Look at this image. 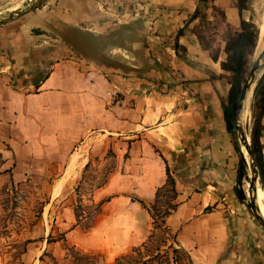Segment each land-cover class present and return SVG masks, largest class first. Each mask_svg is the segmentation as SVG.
Masks as SVG:
<instances>
[{
    "label": "crops",
    "instance_id": "0c3cea01",
    "mask_svg": "<svg viewBox=\"0 0 264 264\" xmlns=\"http://www.w3.org/2000/svg\"><path fill=\"white\" fill-rule=\"evenodd\" d=\"M243 20L238 0H44L0 26V191L51 182L50 194L63 195L83 180L90 154L77 142L91 132L112 139L115 165L91 195V203L107 200L91 228L77 224L73 203L58 209L37 223L43 234L28 239L20 264H68L66 245L111 264L141 246L151 217L137 199L155 202L167 166L178 193L167 224L193 263L264 264V231L237 195V139L223 112L234 76L222 68L225 49ZM118 25L137 38L108 47L111 61L129 54L125 70L76 54L67 42L64 57L54 60L51 51L37 60L46 46L37 35L60 28L117 37ZM137 50L146 70L134 63ZM261 145L264 156V127Z\"/></svg>",
    "mask_w": 264,
    "mask_h": 264
},
{
    "label": "rangeland",
    "instance_id": "374dc122",
    "mask_svg": "<svg viewBox=\"0 0 264 264\" xmlns=\"http://www.w3.org/2000/svg\"><path fill=\"white\" fill-rule=\"evenodd\" d=\"M31 1L32 0H0V18L6 17L15 10L27 8ZM246 14L248 15L247 23L249 24L247 33L249 36L252 34L255 35L253 36V43H255V47L252 50H250L252 42L250 40L247 42L248 49L252 52L251 55L247 57V64L244 69V74L247 79L252 66L264 50V0H248ZM116 29L118 35L117 37H95L91 34L90 36H81L77 31L63 32L60 28L53 29L49 32L47 37L37 35L39 36L38 44L46 45L44 49H39L37 60L39 62L43 59L45 57V52H47L49 56L51 51H53L54 60L64 57L67 52L63 47V42H67V44H69L70 51L76 54H83L90 60H95L100 64H105L107 66L112 64L114 66H118L122 70H125V55L129 56V54L125 53L123 50L119 51L113 58L114 60L111 61L108 53V47L114 43H117L122 47L126 45L129 46L131 41L136 43L137 38L134 36L129 37L127 32H129L130 29H126L122 25H118ZM57 35L61 37H56ZM45 42H48V44ZM133 58L134 63L137 64L139 69L146 70L147 65L144 54L138 52L137 50L133 53ZM37 67L39 70L35 71V73H41L39 64ZM263 73L264 68L260 71V73H258L257 79L260 78ZM255 85L256 81L248 98L250 103L244 108L247 112L246 118L241 123L250 144V131L253 126L251 110L252 97ZM235 134L237 143L240 146L248 165L247 179H244L242 182V189L246 198L244 206L253 223L259 229L264 231V227L256 219L252 211L251 199L248 195L252 178L250 170V156L247 149H244L245 151L242 149L243 143L240 141V133L236 131ZM109 142H112L110 137L99 136V133L93 132L85 135L84 138L77 142V147H81L83 151L90 154L89 167L85 171L83 180L77 183H70L71 188L63 195L54 196L50 194L53 185H55V183L51 182H24L14 187L13 193H9L6 190L0 191V253L6 256L5 259H7V261L5 264H20L18 258L25 248L28 239L37 240L43 234V226L37 227V223L43 220L46 221V219H54L56 217L55 212L58 213V209H64L65 206H68L71 203L74 204V209L76 206L81 207L80 209H94V206L91 203V195L97 188L105 185L111 172L115 168L113 160L114 154L108 147ZM95 145H98L99 147L96 151L93 150ZM92 151L94 152L92 153ZM251 188L254 189L255 194L257 195L255 186L252 185ZM164 199L165 198H163V200ZM257 208L259 209L258 205ZM44 209H51L50 213L43 214ZM259 213L262 216L260 209ZM83 215L85 216V214ZM89 224V222L84 223V225L88 226ZM152 230L153 229L150 224L148 233L150 234ZM59 239L61 240V237H59ZM66 248L69 257L68 264H72L73 262H76V264L84 263V261H80L78 259L75 261L73 256L77 250L71 249L72 247L68 245H66ZM99 264H106V262L105 260L100 259Z\"/></svg>",
    "mask_w": 264,
    "mask_h": 264
},
{
    "label": "trees",
    "instance_id": "16d2710c",
    "mask_svg": "<svg viewBox=\"0 0 264 264\" xmlns=\"http://www.w3.org/2000/svg\"><path fill=\"white\" fill-rule=\"evenodd\" d=\"M247 2L248 0H238V7L241 14L247 9ZM198 14L199 12L197 11L196 15ZM248 26L249 24L243 20V32L231 36L225 49L228 57L226 61L222 63V68L234 75L228 99L223 103L226 126L231 133L236 132V111L241 89L246 81L244 69L247 64V57L252 53L250 50L255 47V43H253V36L255 35H248ZM182 33L183 31H180L178 36ZM248 40L252 42L250 50L247 45ZM176 48H180L179 45H176ZM251 110L253 119V126L250 131L251 146L256 156L260 180L264 184V156L261 145V134L264 127V73L256 80ZM236 148L240 158L238 176L239 188H237V195L242 202H245L246 198L242 189V182L247 177L248 165L238 143H236ZM88 167L89 164L86 166V169H88ZM166 170V182L158 189L155 202L148 206L143 201L137 199V201L147 209L152 220L151 227L153 230L141 246L134 248L127 254L119 256L111 264H194L190 253L179 245L177 233L167 224L168 218L177 209L178 193L176 190L175 178L168 166ZM163 198L165 199L163 200ZM106 201L107 200H103L97 204L92 203L94 209H80L81 207L76 206L74 211L77 217V224L84 229L91 228L95 216L101 212V207ZM83 214H85V216ZM86 222L90 223L89 226L84 225ZM71 249L77 250L75 247ZM24 252L25 248L22 253ZM73 257L75 261H77V259L84 261L83 264H99L102 258L101 255L85 254L79 250H77ZM72 264H76V262Z\"/></svg>",
    "mask_w": 264,
    "mask_h": 264
},
{
    "label": "water",
    "instance_id": "95a60500",
    "mask_svg": "<svg viewBox=\"0 0 264 264\" xmlns=\"http://www.w3.org/2000/svg\"><path fill=\"white\" fill-rule=\"evenodd\" d=\"M43 1L44 0H32L30 5L27 8L15 10V11L11 12L8 16L0 18V26L5 25L9 22L15 21V20L37 10ZM263 68H264V50L260 54L258 59L255 61L244 85L242 86L240 98H239V102H238V106H237V111H236V131L240 133V136H241L240 141L245 144L247 152L250 156V160H251L250 170H251V173L253 175V177L251 178L250 187L254 183H256V181L259 180L262 188L264 189V184L260 180V173H259V168H258L256 156L253 152L251 144L249 143V139L247 138V136L244 132L243 126L240 123L241 114H242L243 109H244L245 100H246L251 88L253 87L255 81L257 80L258 73H260V71H262ZM247 176H248V173H247ZM245 179H247V177ZM251 208H252V211H253L256 219L264 227V219L260 215L259 209L257 208L256 203L252 199H251Z\"/></svg>",
    "mask_w": 264,
    "mask_h": 264
},
{
    "label": "bare ground",
    "instance_id": "6f19581e",
    "mask_svg": "<svg viewBox=\"0 0 264 264\" xmlns=\"http://www.w3.org/2000/svg\"><path fill=\"white\" fill-rule=\"evenodd\" d=\"M263 19H264V16H263ZM263 36H264V34H263ZM251 92H252V88H251V90H250V92H249V94H248V96H247V98L245 100L244 108L247 105H249V103H250V100L248 98H249ZM246 115H247V112L244 109L243 112H242V114H241V121H240V123L243 122V120L246 118ZM242 149L243 150L246 149V146H245L244 143H243ZM252 177H253V175H252ZM253 185L255 186L257 195L255 194L254 189L251 188V187H249V192H248L249 194L248 195H249L250 199H252L259 206L260 212H261L262 216L264 217V189L262 188L259 180L256 181V183H254Z\"/></svg>",
    "mask_w": 264,
    "mask_h": 264
},
{
    "label": "built area",
    "instance_id": "2783aa9c",
    "mask_svg": "<svg viewBox=\"0 0 264 264\" xmlns=\"http://www.w3.org/2000/svg\"><path fill=\"white\" fill-rule=\"evenodd\" d=\"M1 71V70H0Z\"/></svg>",
    "mask_w": 264,
    "mask_h": 264
}]
</instances>
